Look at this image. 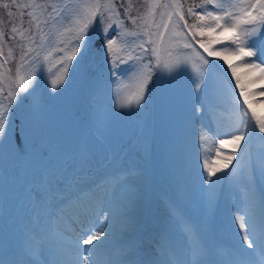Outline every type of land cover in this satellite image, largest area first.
<instances>
[{
	"label": "snow or ice",
	"instance_id": "snow-or-ice-1",
	"mask_svg": "<svg viewBox=\"0 0 264 264\" xmlns=\"http://www.w3.org/2000/svg\"><path fill=\"white\" fill-rule=\"evenodd\" d=\"M0 7L7 16L0 18V154L6 174L26 198L33 225L19 255L10 254L8 241L0 238L2 264H35L36 255L43 257L39 264H218L202 237L182 251L174 248L150 206L146 166L125 169L123 180L101 184L93 178L107 162L105 133L114 118L133 106L142 109L157 80L162 91L171 92L187 71L188 58L162 60V54L171 56L173 44L199 60L189 85L209 103H194L193 113L200 119L207 114L211 122L220 107L231 121L223 133L202 125L216 139L198 152L204 191L211 194L226 181L242 190L229 209L236 252L224 264H264V189L258 191L264 185V144L255 155L252 148L254 138L264 142V113L257 111L251 90L264 82V0H200L186 13L181 0H4ZM158 8L163 11L157 22ZM188 18L197 22L190 25ZM229 55L240 57L244 81ZM209 57L231 69L235 103L230 99L228 108L212 103ZM133 80L135 91L120 95L125 81ZM41 83L53 98H63L70 117L83 113L84 122L95 127L91 140L71 153L53 155L45 144L48 115L36 96ZM258 95L264 97V91ZM48 209L67 216L72 235L66 248L45 255L48 236L40 225L54 218ZM145 240L149 247L142 251Z\"/></svg>",
	"mask_w": 264,
	"mask_h": 264
},
{
	"label": "rangeland",
	"instance_id": "rangeland-1",
	"mask_svg": "<svg viewBox=\"0 0 264 264\" xmlns=\"http://www.w3.org/2000/svg\"><path fill=\"white\" fill-rule=\"evenodd\" d=\"M3 2L4 0H0V3ZM165 2H168V0H161V3H165ZM181 3L184 5V11L186 13L187 7L191 6L194 3H200V0H195V1L181 0ZM161 11H163V9L160 8L156 9L155 20L157 22L160 19ZM0 18L7 19L6 10H4L2 7H0ZM24 19L26 24L27 17H25ZM192 19H193L192 22L190 21L188 22H190L191 24L197 22L195 18ZM207 38H208L207 36L196 37V39L198 40L207 39ZM174 39H180V38L174 37ZM223 46L224 45H216L215 47L218 49ZM196 47L201 54L207 56V54L204 53L202 49L198 48V45ZM170 50H171V56H168L166 53L162 54V60H166L170 63H174L177 60V58H179L182 61L185 60L184 55L189 54L188 53L189 49H183L182 45L173 44ZM183 76L187 79V76L184 73L183 75L178 77V79L174 82V87L172 89V90H176L177 93L176 98L179 101H180L181 85L183 84L181 79ZM125 83L128 84V87L123 88L121 90L120 95L130 94L135 91L134 80L125 81ZM112 87H115V85H112ZM157 93L162 94L161 96V103H162L163 101L164 102L166 101V98H168V95H170L171 92L162 91L160 81L157 80L156 86L150 89V93L148 94L147 97V104L142 109L136 110L135 106H133V110L124 111L122 114L114 118L110 131L105 133V135L107 136L106 143L110 145V149L107 155V162L97 170L93 178L98 183L101 184L105 179L112 177H116L120 180H123L126 167L129 168L136 166L144 167V163H145V166L147 167L150 175L149 190L150 188L152 191L155 188H159L158 186H156V182L161 183L162 181H165L164 182L165 185H168L171 188H176L171 197L170 196L165 197V201L168 202V207L171 208L172 213L174 215L184 217L183 221L178 224V227L179 226L183 227L188 225V228H190L192 233L194 234V226L198 225L197 220L200 219V217L196 216L197 215L196 212L193 213V216H196L194 218H189L187 215L183 213L182 210L186 208L188 209L190 206L186 201L185 194L183 193V191L185 192V187L182 186L179 188L173 182L172 178L169 175H164L163 172L162 166L164 165V156L162 155L157 145L160 136L159 135L160 107L157 98ZM36 96L43 99V106L46 109L48 115V121L46 124L45 134L43 136V139L45 141L48 150L53 155L71 153L78 145L91 140L93 133H95V127L90 126L89 123L84 122L83 113L81 114V118L79 119L70 117L66 107L64 106L63 98L61 97L53 98L50 95L49 90L47 89L44 83H41L40 87L37 89ZM103 102L105 105L108 102L107 87L105 90ZM27 107L28 104L26 103L25 105H22L21 108L17 109L15 118L17 119L20 118L22 112ZM165 118L163 119L161 118L162 124L165 120L168 119ZM174 118L175 117L173 116L171 127L175 126V128L179 131H192L193 129H196V126L189 127V124L181 119H179L177 123L176 120H174ZM190 118L192 120V117ZM195 120L199 121L200 118ZM203 121L208 122V117L205 116ZM213 123L215 124V121ZM151 131L152 134L148 146L150 153L148 156L143 157V159H145L144 163L142 161L143 159L136 160L130 158L127 160L126 165L123 166L124 168H121L116 172H112L111 174H108L107 176L104 177L99 176L101 175L100 170L104 167H107L110 163H116L118 160L125 161L130 147L135 146L138 143V141H140L139 142L140 144H144L145 138H142L141 140L140 138L146 136L147 133L149 132L151 133ZM191 134L192 133H190L187 136H180L179 132L176 133V135L179 136L178 139L182 138L183 140H186ZM164 137L165 136L161 137V139L163 140ZM262 144H264V142L260 141L259 139L257 141L255 140L252 142L254 155ZM190 163L192 165L188 164V166L192 167L191 173H192V177L194 178V174L192 171L196 169V164L193 163L192 161ZM7 180H8V175L5 172L4 160L2 154H0V182L4 186V192H5L3 195V199L0 200V225L3 228L2 230L0 226V238H4L6 241H8L10 245L8 251L10 254L19 255L20 254L19 247L18 248L15 247L6 229H9L10 232L14 233L17 236L22 237L23 241H25L26 233H28L29 229L33 227V225L29 223V217L32 215V213L29 211V206L26 204V198L24 197V194L21 191L19 185L14 184L13 182H8ZM4 181H6V183H4ZM236 186L237 185L233 184L231 181L224 182L222 187L221 185L217 184L218 188L216 187V190L218 189V194L217 197L214 199L212 216L211 218L208 216L205 217L203 219L202 224L200 225V231L208 235L212 256L217 260L218 264H222L221 261L224 260L225 255H227L230 252L233 253L236 252V237L234 232L232 231L231 226L228 223L229 214L225 209V203L227 200L232 198L233 190ZM128 187L132 188L133 186L129 185ZM160 189L161 190L165 189V187L161 185ZM261 189H264V185H258V190L260 191ZM196 191L198 192L199 196L205 193V191H203L201 186L196 187ZM211 194H213V192ZM149 198H150V206H152L151 203L154 198V194L149 195ZM175 203L177 206H179V208L175 205ZM153 211L155 215L159 217L163 225L168 229L174 248L178 251H182L185 247H187L189 242L186 241L184 243L181 242L178 243V241L176 240L173 234V231L163 222V219L159 215L160 207H155ZM59 217H61L60 226H62L63 229L65 230V235L64 236L62 235V237L71 236L72 232L69 229L67 217L66 216H59ZM186 217H188V220L184 221ZM44 227H47V222H44L40 225L41 230L44 229ZM72 227H76V226L72 225ZM216 232H218L219 237H216ZM67 239L68 238L60 240L61 246L64 248L67 247ZM22 244H24V242ZM148 247L149 245L147 243V240H145L141 250L146 251ZM46 251L47 252L45 253L50 252V250H46ZM3 257H4L3 250L0 249V264H2ZM42 259L43 257H40L39 255L34 256L35 264H39V261Z\"/></svg>",
	"mask_w": 264,
	"mask_h": 264
},
{
	"label": "bare ground",
	"instance_id": "bare-ground-1",
	"mask_svg": "<svg viewBox=\"0 0 264 264\" xmlns=\"http://www.w3.org/2000/svg\"><path fill=\"white\" fill-rule=\"evenodd\" d=\"M224 47V46H223ZM221 47V48H223ZM220 49V48H218ZM189 54H185V58L187 59V71L185 75L187 79L183 76L181 81V90H180V101L176 98L177 93L176 90H172L166 101L161 103V96L162 94L157 93V98L159 101V120H160V132H159V140H158V148L161 151L162 155L164 156V165L162 166L164 175H169L173 182L180 188L182 186L185 187V198L188 204L190 205L189 208L182 210L185 215L189 218L200 217L197 220L198 225L194 226V234L192 233L191 229L188 228V225L183 227H178V224L183 221V216H176L172 213L170 207H168V202L165 201V197H171L174 193L176 188H171L168 185H165L162 181L161 183L156 182V186L159 188H155L153 191L149 190V195L154 194V198L152 200V209L155 207H160V217L163 219V222L173 231V234L178 241V243H184L186 241L191 242L192 239L197 237H202L204 242L210 248V241L208 235L204 232L200 231V225L203 222L205 217L212 216V209L214 207V199L217 197L218 189L216 190L217 185L214 186L213 194L206 192L199 196L198 192L196 191V187L202 185L201 180V169L198 163V152L201 150V146L207 148L213 145L216 137L213 136L211 133L206 132L202 125H206L209 128H212L214 132L223 133L228 130L231 121L226 118V114L222 113L220 107L215 109V115L212 118V121L205 122L203 119L199 121L195 119H199L193 113V105L198 101H202L205 105L209 103L208 98L204 96L197 97L194 94V91L189 85V76L197 75L195 68H193V64L199 66V60L195 57L194 53L189 50ZM203 55V54H202ZM212 61L211 67V80L214 84V95L212 99V103L219 105L224 108L229 107V100L231 99L233 104L235 103V97L232 95L234 89L230 85H234L235 81L234 78L231 76V69L228 68L227 63L221 61L219 58H208ZM229 61L236 66L237 74L241 76L242 81L245 80L247 75V70L242 66L241 59L238 55H229ZM254 59V58H253ZM258 75V73H257ZM161 84V82H160ZM264 82H257L255 85L252 86V91H255L257 95L254 97L256 101L257 111L260 113H264V97L258 95L260 91H264V87H262ZM159 85V82H158ZM235 92L238 94V89H235ZM242 102V101H241ZM173 116L175 117L174 120L178 123V120L181 119L187 122L190 126H196V129L192 131H179L175 128V126L171 127V122L173 121ZM207 116V114L205 115ZM167 117V118H165ZM192 117V120L191 118ZM161 118H165L167 120H163V124L161 123ZM189 119V121H188ZM215 121V124L213 123ZM168 123V124H167ZM196 123V124H194ZM180 133V136H187L192 133L186 140L182 138L178 139L179 136L176 133ZM151 133H147L146 136L140 138H145L144 144L138 143L135 146L130 147L128 150V155L123 160H118L116 163H110L107 167H104L100 170L99 176L104 177L112 172H116L123 166L126 165L128 159H136L141 160L143 157L148 156L150 150L148 149L149 141L151 137ZM203 135V139L201 136ZM164 137L162 140L161 137ZM257 141L258 139L254 138L253 141ZM218 146V145H217ZM168 154V155H167ZM167 157V158H166ZM143 163L145 159L142 160ZM196 164V169L193 170L194 178L192 177V167L188 166L192 165L190 162ZM145 167V163H144ZM129 167H126L127 169ZM150 181V175L148 171V182ZM161 185L165 187V189H160ZM219 185V184H218ZM218 188V187H217ZM204 191V190H203ZM259 191V190H258ZM4 190L2 187L0 188V199L3 197ZM242 196V190L236 186L233 190V196L231 199L227 200L225 203V209L229 214V209L232 207L233 204L237 203L238 198ZM176 205V203H175ZM177 206V205H176ZM179 208V206H177ZM54 213V209H48ZM169 212L172 213V216H169ZM197 213L196 216H193V213ZM68 216L72 215L71 212L67 213ZM60 215H56L54 213V218L50 221H47V227H44L42 230L47 231L48 236V246L46 250H50L51 252H56L61 246L60 240L69 238L70 236L62 237L65 235V230L61 223ZM67 217V216H66ZM188 217L185 218L184 221L188 220ZM229 219V216H228ZM186 227V228H185ZM9 233V237L16 248L19 247L21 253V249L23 248L22 244L24 241L22 237L15 235L14 233L10 232L9 229H6ZM233 231V230H232ZM216 237H219L218 232H216ZM222 238V236H221ZM45 250V252H47ZM38 251V250H37ZM49 254V253H45ZM235 253L230 252L225 255L224 260L221 261L224 264L225 261L230 259Z\"/></svg>",
	"mask_w": 264,
	"mask_h": 264
},
{
	"label": "trees",
	"instance_id": "trees-1",
	"mask_svg": "<svg viewBox=\"0 0 264 264\" xmlns=\"http://www.w3.org/2000/svg\"><path fill=\"white\" fill-rule=\"evenodd\" d=\"M195 1V0H194ZM193 2V1H192ZM188 21L192 22L193 19L192 18H188ZM189 22V24L191 25V23Z\"/></svg>",
	"mask_w": 264,
	"mask_h": 264
}]
</instances>
